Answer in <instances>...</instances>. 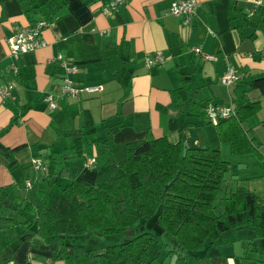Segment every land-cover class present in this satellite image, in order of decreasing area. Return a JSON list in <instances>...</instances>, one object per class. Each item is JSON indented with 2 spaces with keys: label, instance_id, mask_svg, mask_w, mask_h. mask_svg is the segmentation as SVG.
Segmentation results:
<instances>
[{
  "label": "crops",
  "instance_id": "1",
  "mask_svg": "<svg viewBox=\"0 0 264 264\" xmlns=\"http://www.w3.org/2000/svg\"><path fill=\"white\" fill-rule=\"evenodd\" d=\"M170 1L125 0L104 14L101 0H0V84L7 80L14 83L11 90L14 96L7 100L0 98V129L12 117L19 121L9 123L0 133V143L20 145L13 152L16 161L12 167H6L0 159V205L3 201L6 206L11 203L7 188L24 177L25 172H16L17 166H29L24 177L27 180L30 157L46 160L50 153L73 146L71 137L80 124L83 108L90 113L92 123L94 112L99 109L102 127L94 125V130L106 145L110 140L138 139L143 131L153 136L165 132L171 140H176L180 128L184 139L191 141L188 145L200 143V135L184 131V124L191 123L190 120H197L192 124H200L199 115L191 117L170 108L163 122L159 120L158 108L170 101V89L184 82L194 89L196 97L201 95L197 98L207 102L226 99L227 103H219L234 109L230 83H223L225 86L221 88L215 81L228 65L239 73L240 85L250 76L264 72V32L255 25V19L264 17V0H197L186 25L181 24L178 16L167 13ZM36 19L47 21L41 30L44 43L19 52L16 71H11L7 68V36ZM194 47L212 54V58L202 57ZM154 51L161 53L162 60L145 66L144 56H152ZM63 60L73 68L67 70ZM63 77L75 87L95 85L97 88L92 91L80 88L72 95L61 90ZM203 87L208 93L201 92ZM243 89L246 98L256 99ZM47 91L52 93L53 108L44 99ZM110 100L116 102L115 107L102 111L103 103ZM256 100V107L248 113L250 116L263 104L261 98ZM123 102H126L125 111ZM248 115L242 116L238 125L249 138L251 149L260 155V170H263V141L245 127ZM201 133L207 140L204 127ZM93 149L91 144L90 149H83L82 155L87 156L86 152ZM35 176L43 175L35 171ZM263 186L260 184L256 191L264 199ZM0 216L6 218L0 220V264L8 260L11 264H65L61 259H53L47 250L43 255H33L28 239L17 236L23 228L16 211L4 208ZM239 233L225 247L227 250L210 247L193 264H257L258 261L264 264V235L247 228Z\"/></svg>",
  "mask_w": 264,
  "mask_h": 264
},
{
  "label": "trees",
  "instance_id": "2",
  "mask_svg": "<svg viewBox=\"0 0 264 264\" xmlns=\"http://www.w3.org/2000/svg\"><path fill=\"white\" fill-rule=\"evenodd\" d=\"M107 1L101 0L104 14H108L103 11ZM196 2L189 12L167 13L178 16L186 25ZM255 23L264 32V17L255 19ZM41 40L37 46L44 43L42 36ZM8 58L10 61L9 55ZM7 81L12 83L11 91L14 83ZM243 81L264 94V72ZM232 82L234 113L217 118L213 125L219 141L227 140L233 152H241L251 148V143L240 130L238 120L254 110L257 100L246 98L236 69L229 83ZM193 91L185 82L170 89V101L158 108L160 123L170 108L182 110L184 115H199L200 123L204 119L211 122L204 109L207 101L197 98ZM80 114V124L71 137L73 146L68 148L82 154V148L90 149L93 144V152H86L93 158L91 166L82 165L60 185L53 171L54 161L58 162L54 154L47 155L46 160L32 156L39 158L37 168L29 159L31 168L45 177V182L37 185L38 199L50 184L56 186L48 205L43 197L42 203L40 199L35 203L25 200L16 205L23 228L17 236L28 239L33 255H43L47 250L53 259L65 264H164L156 256L161 253L175 254L174 261L166 264H184L186 256L202 258L208 248L232 241L242 229L264 235V199L248 187L230 189L220 197L221 208L214 210V200L228 168L216 147L203 141L188 145L182 154L181 128L176 140L165 132L156 136L145 132L140 139L124 141V155L114 160L105 140L96 134L90 113L83 108ZM11 122L19 121L12 117ZM18 146L0 143V159L6 167L15 164L13 152ZM5 219L0 216V220ZM150 244L153 251L149 253Z\"/></svg>",
  "mask_w": 264,
  "mask_h": 264
},
{
  "label": "rangeland",
  "instance_id": "3",
  "mask_svg": "<svg viewBox=\"0 0 264 264\" xmlns=\"http://www.w3.org/2000/svg\"><path fill=\"white\" fill-rule=\"evenodd\" d=\"M218 81V82H217ZM215 81V84H217L219 87L223 88L225 85L223 83L220 84L219 80ZM233 85V82L228 85V88L230 89ZM243 87H245L246 91L249 94V97H253L258 99L260 101V98L263 102V104L259 107L256 113L252 114L251 116L248 115L247 120L245 121V127H249V130L252 134H254L259 140L263 141L261 144V147H264V94L260 93L255 87L248 86L244 81L241 84ZM208 89L204 88L201 90V92L208 93ZM199 94V93H198ZM227 94V92H226ZM201 96V95H197ZM218 102L227 103L226 99H223ZM116 102L113 100L106 101L102 105V111H109L112 110L115 107ZM123 111L126 110V102L122 103ZM193 115V114H192ZM191 117H196L192 116ZM94 121L93 126L96 127H102V123L99 122V109L97 108L94 112ZM191 123L184 124V131L187 132V130L191 131L193 136L200 135V143H203V140H205L210 146L218 148V153L221 158L225 159L228 162V168L224 171L223 174V180L220 183V188L217 191L216 198L214 200L215 202V208L214 210H219L221 208V202L220 197L227 193L230 189L235 188L237 184H244L247 185L249 188L253 189V191L257 194V196H260V194L256 191L257 187L260 188V184L263 186V174H264V167L263 170H260V155L256 153V151L252 150L251 148H246L245 151L239 154H235L230 151L229 145L227 141H218L215 135V129L213 122H206L202 121L200 124H192V122H196L193 120H190ZM203 127L205 128V131L207 132V140L203 137L204 135L201 133L203 130ZM145 135V131L141 132L139 134V138H142ZM167 135V133H166ZM168 136V135H167ZM213 137V138H212ZM137 140V139H135ZM189 140H191L189 138ZM124 139H120L116 142H113V140H110L109 145H107L111 151V156L114 160H117L121 158L124 155ZM186 143L191 142L184 139ZM111 146V147H110ZM82 148V147H81ZM80 148V149H81ZM73 149V148H72ZM83 150V148H82ZM59 152V151H58ZM54 153V156L56 157V161L53 166V171L56 172L57 176V182L58 184H63L66 182L67 179H69V175L71 173L76 172L81 168L82 165L85 164L86 156L79 154L75 149L71 150L68 147L64 150H62V153ZM260 152V151H259ZM60 162V163H59ZM261 163L264 166V161H261ZM87 165L91 166L92 162L88 163ZM28 165L26 167L17 166L16 172L19 173L20 171L25 172L24 177L26 176V171L28 169ZM29 177L27 181H29L28 185H24L25 178L21 177L16 184L10 185L7 190L10 193V204L6 206V202L3 201V204L0 205V210L4 208H10L12 211L19 210L20 204L22 205L25 200H29L33 203L39 201L42 203V197L43 202H45L46 205L49 204L51 197L56 191L55 184H50L48 188L43 190L44 196L39 195V199L37 197V185L45 182V177H34V170L30 168L29 170ZM261 172V175H260ZM25 180H24V179ZM255 186V187H254ZM263 192H264V186H263ZM262 193V192H261ZM21 195H24V198L21 197ZM264 197V196H263ZM218 200V203H217ZM19 203V206H16ZM217 212V211H216ZM21 215L18 216V219H20ZM110 237L112 239V236H105ZM163 237V236H162ZM231 241L227 242L226 244L220 245L219 248L224 247L223 249H220L222 252L227 250L225 247H228L230 245ZM207 244H204L206 246ZM219 250V249H218ZM149 253L153 251V244H150ZM162 251V250H161ZM157 252V251H156ZM157 258H162L163 263L166 264L167 262L172 263L175 259V254L166 255L164 254H158L156 253ZM199 257L201 258V255L199 256H192L188 255L185 257L184 264H193L195 261H198ZM237 259H240L239 256H235ZM257 264H260V262H256ZM240 264V263H239Z\"/></svg>",
  "mask_w": 264,
  "mask_h": 264
},
{
  "label": "built area",
  "instance_id": "4",
  "mask_svg": "<svg viewBox=\"0 0 264 264\" xmlns=\"http://www.w3.org/2000/svg\"><path fill=\"white\" fill-rule=\"evenodd\" d=\"M124 0H109L104 3L103 5V11L106 13L111 12L114 10L120 3H122ZM195 3V0H171L167 6L168 12H189L191 11L193 5ZM46 25V21L43 19H37L34 20L32 23H28L25 25H22L21 27H18L17 29L13 30L10 35L7 36V42H8V55L10 56L9 61V67L12 71H16V64L15 61L17 59V55L21 51H25L28 49H32L33 47L37 46L38 44L42 43L41 40V28ZM196 50V52H199L202 57L205 58H212V54L205 53L202 51H199L197 47L193 48ZM163 56L159 51H154V54L152 56H144L143 58V64L147 67L151 65H156L162 60ZM62 65L65 66L67 70L72 69L73 66H67L65 64V61L63 60ZM234 71L235 68L228 65L224 71L220 74L219 80L222 83H228L231 81V79L234 77ZM12 83L9 81H5L4 83L0 84V98H11V91H10V85ZM83 88L86 91H92L97 88L95 85H86L81 87H75L72 85L70 80L67 77L62 78V84H61V90L66 91L72 95H75L78 89ZM44 99L47 102L48 107H53L54 102L52 99V93L48 91ZM205 113L208 116V120L211 122H215L217 118L220 117H226L230 114L234 113V109L230 105L217 103L213 104L211 102H207L204 106ZM93 160L92 156H89L85 159V164L90 163ZM31 166L33 168H37L39 166V158L37 157H31ZM29 181H25V185H28ZM3 264H11V262L5 261Z\"/></svg>",
  "mask_w": 264,
  "mask_h": 264
},
{
  "label": "water",
  "instance_id": "5",
  "mask_svg": "<svg viewBox=\"0 0 264 264\" xmlns=\"http://www.w3.org/2000/svg\"><path fill=\"white\" fill-rule=\"evenodd\" d=\"M188 146V144L186 143V141H182L181 142V153L184 154L186 147Z\"/></svg>",
  "mask_w": 264,
  "mask_h": 264
},
{
  "label": "bare ground",
  "instance_id": "6",
  "mask_svg": "<svg viewBox=\"0 0 264 264\" xmlns=\"http://www.w3.org/2000/svg\"><path fill=\"white\" fill-rule=\"evenodd\" d=\"M37 20V19H36ZM44 21H46L45 19H43ZM46 24H47V21H46Z\"/></svg>",
  "mask_w": 264,
  "mask_h": 264
}]
</instances>
